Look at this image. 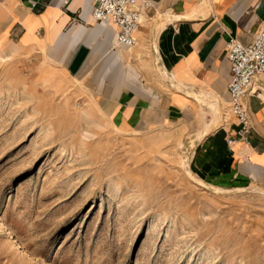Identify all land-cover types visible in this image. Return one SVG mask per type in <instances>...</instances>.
I'll return each instance as SVG.
<instances>
[{
    "label": "rangeland",
    "instance_id": "374dc122",
    "mask_svg": "<svg viewBox=\"0 0 264 264\" xmlns=\"http://www.w3.org/2000/svg\"><path fill=\"white\" fill-rule=\"evenodd\" d=\"M116 49L73 79L0 41V264H264L263 181L200 186L196 137L110 123Z\"/></svg>",
    "mask_w": 264,
    "mask_h": 264
},
{
    "label": "crops",
    "instance_id": "0c3cea01",
    "mask_svg": "<svg viewBox=\"0 0 264 264\" xmlns=\"http://www.w3.org/2000/svg\"><path fill=\"white\" fill-rule=\"evenodd\" d=\"M145 1L150 7L134 34L136 46L116 49L106 60L121 70L114 83L120 89L106 109L110 123L133 134L164 127L197 137L188 166L204 184L201 179L264 182V75L242 100L250 123L246 144L235 136L233 117H218L228 101L225 44L229 38L251 41L264 25V0ZM92 6L93 0H0V41L35 52L77 78L114 44L115 28L93 22Z\"/></svg>",
    "mask_w": 264,
    "mask_h": 264
},
{
    "label": "built area",
    "instance_id": "2783aa9c",
    "mask_svg": "<svg viewBox=\"0 0 264 264\" xmlns=\"http://www.w3.org/2000/svg\"><path fill=\"white\" fill-rule=\"evenodd\" d=\"M150 4L141 0H93L90 19L93 22H107L115 30L114 44L130 49L135 45L134 34L139 28V18ZM224 56L229 65L230 78L226 85L228 101L223 117H233L238 128L235 136L246 144L245 135L250 129L249 117L243 105V97L251 91L254 79L264 75V25L257 29L255 36L247 44L229 38L225 44ZM227 146L233 141L225 140Z\"/></svg>",
    "mask_w": 264,
    "mask_h": 264
},
{
    "label": "bare ground",
    "instance_id": "6f19581e",
    "mask_svg": "<svg viewBox=\"0 0 264 264\" xmlns=\"http://www.w3.org/2000/svg\"><path fill=\"white\" fill-rule=\"evenodd\" d=\"M143 17V15H141L140 16V18H139V24L141 25L142 24V22H141V18ZM135 34H136V32H135ZM136 46V45H135ZM208 106H209V104H208ZM211 109L212 110H215V112H217V107L214 105V106H211ZM212 125V124H211ZM211 125H209V127L211 126ZM207 131V130H206ZM207 133H208V131H207ZM206 135V134H205ZM202 137V136H201ZM197 138V137H196ZM186 173L189 175V176H191L192 178H194L193 176H192V174H191V172L189 171V169H188V167H187V169H186ZM195 179V181L197 182V184H199L200 186H203V187H205V186H207L206 184H204L202 181H200V180H198V179H196V178H194ZM210 187V186H209ZM211 189L214 191V192H223L224 190H222V189H218V188H213V187H211ZM244 189V188H243ZM243 189H239V190H235L236 192H238V191H242ZM260 190V189H259ZM263 194V193H262Z\"/></svg>",
    "mask_w": 264,
    "mask_h": 264
}]
</instances>
